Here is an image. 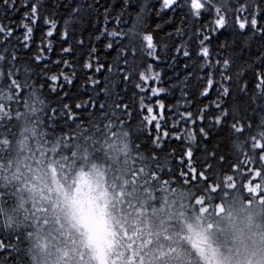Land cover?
<instances>
[{"label":"trees","instance_id":"1","mask_svg":"<svg viewBox=\"0 0 264 264\" xmlns=\"http://www.w3.org/2000/svg\"><path fill=\"white\" fill-rule=\"evenodd\" d=\"M54 2L40 0L43 5L40 19L33 25L27 48L24 47L25 29L22 23H30L23 20L24 12L30 11V5L24 7V0H17V11L5 14L0 10V25L11 26L13 30L7 41L0 35V55L7 50L2 68L5 77L15 51L17 59L12 70L18 72L15 77L17 83L23 86L27 82L33 86L18 94L15 87L9 86L7 78L0 83V240L9 244L19 238L16 244L20 252L19 264H37L33 256V232L40 220L32 215L28 202L21 205L18 199L13 165L20 156L26 158L31 155L30 159L34 161L37 156V159L46 156L56 162L62 160L68 163L81 160L86 153L99 159L111 151L116 153L114 171L129 175L130 180L136 181L129 185H136L139 191L156 196L171 194L193 209L205 207L213 216L218 207L226 211L231 208L229 212L241 223L242 219L238 217L240 208L264 200V189L261 187L264 185V150L254 151L260 143H264V137L250 138L259 131L257 125L264 109L257 106L264 105V99L253 102V98L258 96L255 73L259 69L248 67L264 51V37L253 38L250 28L256 4L264 9V0H216V4L222 7L221 14L227 17L226 27L220 30L223 35L210 31L215 27L214 12L196 20L187 18L183 25L180 16H177L174 25H165L163 30L157 31L153 22L155 8L159 7L156 0H131V6L123 12L119 24L116 18L121 15L123 0H100L101 4L113 6L109 9L111 15L108 22H105L103 8L90 16L84 13L83 21L69 28L67 41L61 39V34L65 31L64 21L69 18L71 9L61 8L53 16L51 4ZM68 2L61 0L62 4ZM87 3H92V0H87ZM141 5L148 6V11L143 13L144 30L153 32L159 59L149 57L139 50L140 45L137 44L135 73L125 83L119 68L125 63L122 57L128 48V41L111 40L107 36L97 40L96 37L105 27L109 32L126 31ZM46 17L55 19L57 23L51 37L45 35L49 29L44 22ZM237 17L240 20L247 18L249 22L248 29L243 33L238 27ZM258 23L264 25V11L258 15ZM176 28L182 29L180 36L175 34ZM199 31L212 36L207 46L211 50L210 63L213 65L220 45L225 40L229 45L236 41L235 46L222 55L234 53L237 57L229 72L233 76L232 94L226 98L225 107L231 111L234 105L238 106L240 115L244 116L243 123L252 126L251 129L246 127L239 138L227 126L214 127L207 140L199 133L201 127H208L209 118L218 114L214 110V104L218 102L216 90H210L207 96L200 95L206 79L201 81L198 78L206 77L212 69L207 72L201 70L205 61L197 59L199 41L203 38L196 35ZM169 32L173 33L171 38L167 35ZM81 39L84 40L83 47L77 44ZM109 43L113 44L111 49L106 48ZM69 46L73 48L72 53L62 55V49ZM180 46L190 51V58H185L183 51L177 53L176 49ZM93 48L98 55L90 56ZM241 49L244 50L242 58ZM37 55L42 56L39 63L35 60ZM65 60L69 61L68 65L63 63ZM128 61L130 70L133 63L130 48ZM88 62L92 63L91 69L84 67ZM101 64L104 67L96 71ZM149 65L159 73V81L142 83L140 72L147 73ZM237 72H243L239 80L235 75ZM190 73L193 74L191 77ZM52 76L57 77L55 82L50 79ZM65 76L72 81L71 84L65 81ZM216 78L219 79L218 71ZM94 81L97 83L94 84ZM137 83H141L144 92L136 87ZM245 84L247 91L242 93L239 89ZM152 87L164 91L154 96ZM65 105L68 107L65 108ZM77 105L81 107L77 108ZM125 105L127 112L123 111ZM208 105H213V108L209 110L208 118L201 122L197 119L199 110ZM147 107H152L151 115L159 121V129L156 121L149 124L145 119L150 118ZM186 112L193 114L195 124L192 120L181 119ZM231 122L229 120L228 124ZM189 134H194L195 138L190 139ZM189 149L192 151L191 158L186 155ZM213 152L216 159L207 160ZM208 164L212 165L210 170ZM202 172L203 177L200 175ZM24 192V196L28 194ZM226 214L221 213L223 216ZM3 255L6 254L0 253V258ZM9 264L12 262L9 261Z\"/></svg>","mask_w":264,"mask_h":264},{"label":"rangeland","instance_id":"2","mask_svg":"<svg viewBox=\"0 0 264 264\" xmlns=\"http://www.w3.org/2000/svg\"><path fill=\"white\" fill-rule=\"evenodd\" d=\"M104 155L68 163L28 155L13 165L18 199L40 219L37 264H264V200L241 207V223L231 208L213 216L171 194L139 191L114 171L116 153Z\"/></svg>","mask_w":264,"mask_h":264},{"label":"snow or ice","instance_id":"3","mask_svg":"<svg viewBox=\"0 0 264 264\" xmlns=\"http://www.w3.org/2000/svg\"><path fill=\"white\" fill-rule=\"evenodd\" d=\"M156 3L159 5L158 8H155V30L161 31L163 30L165 25H174L175 18L177 16H180L181 18V24L183 25L187 18H191L193 20L202 18L205 14L208 13H215L216 19L214 21L215 27L211 29L214 34L223 35L224 33L220 30L224 29L227 24V17L226 15L221 14L222 7L218 6L216 4V0H156ZM73 4L75 6H73ZM30 5V11L24 12V21H30L29 22H23L22 27L25 29L24 33V47L27 48L29 46L28 41L31 40L32 34H33V25H36L39 22L40 19V13L42 4L40 3V0H37V2H32V0H24V7H27ZM131 6V0H123V5L121 6V15L118 16L117 24L120 23L122 20L123 12ZM18 4L17 0H0V10H3L5 14L8 12H15L18 10ZM110 6L107 3L101 4L100 0H92V3H87V0H69L68 3H61V0H55L54 3L51 4V9L53 12V16L55 13L60 10L61 8L64 9H71V11L68 13V19L64 21L65 24V31L61 34V39L64 41H67L69 37V28L73 25L79 24L84 19V13L87 15H92L94 12L99 11L100 8L104 9L103 15L105 18V22H108V17L111 15L110 12ZM148 11L147 5H141L139 11L136 13L135 17L133 18L131 27H128L126 31L122 32H109L107 28L105 27L101 31V35L96 37L97 40H100L102 36H107L111 40L121 39L128 41V48L131 49V55L133 58L132 67L129 70V61H128V48L124 50L123 59L125 61L124 65L119 68V72L123 77V81L127 83L129 80L133 78V75L135 73V55L137 51V44L140 45L141 51H144L147 53L149 57H152L153 59L158 60L159 57L156 55L157 53V44L155 42V38L153 35V32L145 31V17L143 13ZM264 11V9L261 8V5L259 3L256 4L255 11L252 15L251 21H250V28L253 32V38L259 39L264 37V25H261L258 23V15ZM171 14V15H169ZM167 17V19L165 18ZM45 24L49 25L48 31L45 33L47 37H51L53 35L54 30L57 29V23L56 20L53 18H45ZM237 24L241 32L243 33L246 31L249 27V22L247 18L244 20H240L239 17H237ZM182 33L181 28L175 29V34L177 36H180ZM13 34V30L11 26L5 27L3 25H0V35H2L7 41L9 37H11ZM168 37L171 38L173 36L172 32L167 33ZM197 36H202L203 38L199 41V51L196 53L197 59H202L205 61V64L201 65V70L208 71L209 68L212 69L211 72H208L206 77H199L201 81L206 79V85L203 87V91L200 93L201 96H207L210 94V90L215 89L218 95V102L214 104V110L218 113L212 118H209L208 120V127H201L199 129V133L201 136L204 137L205 140L209 139L211 135L213 134V128H224L229 127V130L234 134L236 138H239V136L244 134L245 128L251 129V124L249 123L247 126L243 123L244 116L240 115V109L238 106H233L231 111L225 107L226 98L229 97L232 94L231 85L233 83V76L229 74L230 69L233 66L234 61L237 59L235 54L233 53L230 56H224L222 53L226 50H228L230 47H234L236 44V41H233L231 45H229L228 41L225 40L224 43L220 45V51L217 53V59L215 61V64L213 65L210 63L212 57H211V50L207 46L211 39V35H205L203 31H199L196 33ZM78 46L83 47L84 46V40L81 39L77 41ZM113 47L112 43H109L106 45L107 49H111ZM166 47V46H165ZM51 50V42L49 41V51ZM73 51V48L71 46L65 47L62 49V55H69ZM177 53L183 51V56L185 58H190V51L185 46L177 47L176 49ZM7 50H5L4 55H0V83L3 82L5 78L9 81L10 87H15L17 90V93L23 92L25 88H33L32 85L25 82L22 85L17 83V79L15 78L18 75V72H14L12 69L15 67V60L17 59L15 55V51H13L12 58L9 61V70L6 74L3 72V62L6 60ZM92 55H98L97 50L95 48L92 49L90 56ZM244 55V50L241 49V58ZM251 55V53H249ZM42 59V56L37 55L35 57V60L37 63H39ZM59 63V61H57ZM65 65L69 64V61L65 60L63 61ZM97 63L99 61L97 60ZM84 67L86 69L92 68V63L88 62L85 63ZM104 67V65H100L96 69V71H100V68ZM187 65H185V69H187ZM249 68L251 67H257L259 70L256 71V88L258 89V96L253 98V102H255L256 99H264V51L260 53V55L256 58L255 61L252 62V64L248 65ZM109 71H112L111 67H109ZM219 72V79L216 78V72ZM26 74L28 73V70H25ZM193 74L190 73L189 77H191ZM237 80H239L243 72H237L236 74ZM50 79L55 82L57 80L56 76L50 77ZM65 81L69 84H71V80L65 76ZM140 82L146 83L149 80H155L159 81V73H156L152 70V66L149 65V68L147 70V73L140 72ZM94 84L97 83L96 81L93 82ZM136 87L140 89L141 92H144V88L141 86V83H137ZM164 89L159 87H152L151 93L155 95H159L161 92H163ZM240 92L246 93L247 91V85L240 87ZM65 108L68 107V105L64 106ZM81 105H77V108H80ZM141 107H145L143 104V98L141 99ZM161 108H163V105H160ZM258 108L264 109V105H258ZM104 108V105H101V109ZM213 108V105H208L205 108L200 109V116L197 118L201 122L204 121L206 118H208V112L210 109ZM124 112H127V105L124 106L123 109ZM147 112L149 113V117H145V119L148 121L149 124H151L153 121H156V127L159 129L160 123L157 120L156 116L151 115L153 112L152 107H147ZM113 115H115V111L113 112ZM181 119L184 120H192L193 124H195V120H193V114L191 112H186L182 114ZM231 120V124H228V121ZM257 128L259 131L252 135L250 138H255L256 136L264 137V115H261L260 117V123L257 125ZM190 139H194V134H189ZM158 143V142H157ZM260 149L264 150V143H260L258 147L255 150ZM186 155L191 158L192 151L189 149V151L186 153ZM207 160H215V152L210 154L207 158ZM223 157H221V160ZM212 167L211 164H208V169L210 170ZM195 169H193V172ZM202 177L204 176V173L202 172L200 174ZM195 178V177H194ZM19 243V238L17 237L16 241L5 244L2 240H0V253H4L6 255H3V258H0V264H9V261L12 262V264H19V257L20 252L18 248L16 247V244Z\"/></svg>","mask_w":264,"mask_h":264},{"label":"clouds","instance_id":"4","mask_svg":"<svg viewBox=\"0 0 264 264\" xmlns=\"http://www.w3.org/2000/svg\"><path fill=\"white\" fill-rule=\"evenodd\" d=\"M98 211H99L101 220H103V206L102 205L98 206Z\"/></svg>","mask_w":264,"mask_h":264}]
</instances>
